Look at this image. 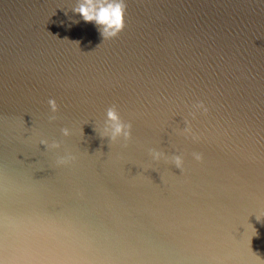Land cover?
I'll return each mask as SVG.
<instances>
[{"label":"water","instance_id":"obj_1","mask_svg":"<svg viewBox=\"0 0 264 264\" xmlns=\"http://www.w3.org/2000/svg\"><path fill=\"white\" fill-rule=\"evenodd\" d=\"M125 2L0 0V264H264V0Z\"/></svg>","mask_w":264,"mask_h":264},{"label":"clouds","instance_id":"obj_2","mask_svg":"<svg viewBox=\"0 0 264 264\" xmlns=\"http://www.w3.org/2000/svg\"><path fill=\"white\" fill-rule=\"evenodd\" d=\"M73 11L80 14L86 22H95V24L99 26L103 41L118 37L126 27L127 4L125 0H77V4L73 8ZM55 37L58 38V35ZM65 39L67 40V38ZM74 43L79 46V41H75ZM97 47H99V45ZM48 104L50 105L52 113H57L59 111V106L55 99H50ZM193 107L195 111H193L191 115L194 119L196 118L197 112L202 111L204 114H207L209 111L208 107L202 101L195 104ZM106 117L101 137H106L113 143L118 142L122 138L125 142L123 146L127 147L128 142L132 140L133 125L130 122H124L115 105L107 109ZM56 118L55 115L49 117L50 121L55 120ZM185 123L187 126L183 129V132L184 134L191 135V123L190 121H185ZM94 130L96 131V129ZM62 133L65 137L72 135L71 130L67 127L62 129ZM40 143L49 150L61 148V143L57 141H53L49 144L47 140H41ZM149 155L157 162L162 159L170 160L176 168L181 171L184 170V159L180 155H173L169 158L166 153L156 149H150ZM193 156L197 161L202 162L204 159L201 153H193ZM73 159H75L74 156L67 154L66 156L60 157L57 160V163L66 164Z\"/></svg>","mask_w":264,"mask_h":264},{"label":"snow or ice","instance_id":"obj_3","mask_svg":"<svg viewBox=\"0 0 264 264\" xmlns=\"http://www.w3.org/2000/svg\"><path fill=\"white\" fill-rule=\"evenodd\" d=\"M239 241V240H238ZM237 264H240V262H237Z\"/></svg>","mask_w":264,"mask_h":264}]
</instances>
